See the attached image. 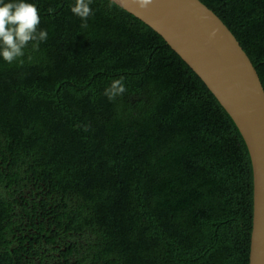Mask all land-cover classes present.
I'll list each match as a JSON object with an SVG mask.
<instances>
[{"label":"trees","instance_id":"trees-1","mask_svg":"<svg viewBox=\"0 0 264 264\" xmlns=\"http://www.w3.org/2000/svg\"><path fill=\"white\" fill-rule=\"evenodd\" d=\"M200 1L264 88V0ZM30 2L47 40L0 59V264H249L250 156L204 81L111 0L87 27Z\"/></svg>","mask_w":264,"mask_h":264},{"label":"water","instance_id":"water-1","mask_svg":"<svg viewBox=\"0 0 264 264\" xmlns=\"http://www.w3.org/2000/svg\"><path fill=\"white\" fill-rule=\"evenodd\" d=\"M150 26L191 67L236 124L249 153L253 216L249 264H264V88L230 29L200 0H111Z\"/></svg>","mask_w":264,"mask_h":264},{"label":"clouds","instance_id":"clouds-1","mask_svg":"<svg viewBox=\"0 0 264 264\" xmlns=\"http://www.w3.org/2000/svg\"><path fill=\"white\" fill-rule=\"evenodd\" d=\"M154 0H138L140 7L150 6ZM92 0H74L70 11L85 21L93 14ZM40 15L36 4L30 0H0V59L11 64L25 55V48L32 45L34 51L47 40L46 30L39 29ZM126 91L123 78L113 79L104 95L109 100Z\"/></svg>","mask_w":264,"mask_h":264}]
</instances>
